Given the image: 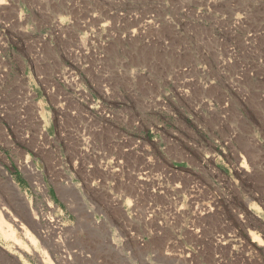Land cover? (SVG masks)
<instances>
[{
    "label": "rangeland",
    "instance_id": "obj_1",
    "mask_svg": "<svg viewBox=\"0 0 264 264\" xmlns=\"http://www.w3.org/2000/svg\"><path fill=\"white\" fill-rule=\"evenodd\" d=\"M0 218V264H264V0H0Z\"/></svg>",
    "mask_w": 264,
    "mask_h": 264
},
{
    "label": "bare ground",
    "instance_id": "obj_2",
    "mask_svg": "<svg viewBox=\"0 0 264 264\" xmlns=\"http://www.w3.org/2000/svg\"><path fill=\"white\" fill-rule=\"evenodd\" d=\"M11 183V182H10ZM12 184V183H11ZM12 186L15 188V186H14V184H12ZM15 191H16V189H15ZM25 199H23V201H24ZM23 203H26V202H23ZM25 209H28V208H26L25 207ZM7 212V211H6ZM6 214V213H5ZM6 215H8V216H6V217H8L9 218V220L11 221V222H13V223H15V222H17V220L12 216V215H10V214H6ZM30 215H32V214H30ZM37 223V222H36ZM2 224V220H1V218H0V225ZM20 224V223H19ZM19 224H17V226L19 225ZM37 224H39V223H37ZM15 225H16V223H15ZM18 228H20V229H22V226H19ZM9 235V234H8ZM42 253H39V256H40V258L42 257Z\"/></svg>",
    "mask_w": 264,
    "mask_h": 264
}]
</instances>
